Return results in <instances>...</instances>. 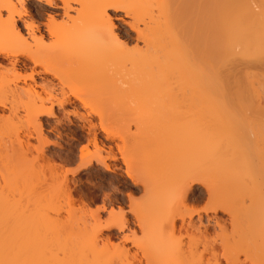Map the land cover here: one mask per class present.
<instances>
[{
	"label": "bare ground",
	"instance_id": "bare-ground-1",
	"mask_svg": "<svg viewBox=\"0 0 264 264\" xmlns=\"http://www.w3.org/2000/svg\"><path fill=\"white\" fill-rule=\"evenodd\" d=\"M26 1L29 3L32 0H0V121L5 117H16L23 110L27 119L26 135L30 134L27 136L29 139L19 140L18 145L12 148L13 155L20 162L27 163L28 157L33 154L30 138L39 142L41 145L35 150L37 153L34 161L45 166L52 178L50 182H47V178L46 183L43 181L48 187L46 191L60 193L65 205L73 211H85L90 207L84 200L76 207L79 199L72 193L68 174L75 175L98 164L104 173L121 175V166L116 164L121 161L125 166L122 173L129 180L124 183L130 191L127 194L129 201L134 202V194L142 192V202L139 203L136 199V209L129 213L136 216V224L143 231V237L138 246L127 234L121 237L122 240L119 239L121 243H112L113 240L110 243L111 239L118 237L112 234L109 239H104L103 251L114 248L125 259L131 255V247H135L143 253L147 264H264V202L259 199L264 190V170L256 163L257 155L239 152L231 147L228 151L221 152L214 162L202 157L203 137L202 147L198 151L200 153L195 156L191 150H185L189 146L186 147V140L177 131L171 133L169 130V135L161 140V146H155L150 127L149 132L147 131L150 136L147 129L141 133L144 136H137L140 141L148 136L147 140L153 146L139 144L137 147L140 153L135 147L138 158L142 161L140 168L135 170L128 165L121 146L116 144L115 147L118 157L110 143L106 142L117 138L118 133L106 127L102 118L104 116L92 101L90 103L89 98L79 93L74 83L78 79L85 83V80L107 78L103 91L108 99L121 96L127 86L133 91L141 89L138 92L148 96L144 100H152L151 105L157 106L154 110L160 107L162 109V105L176 99L196 100L201 107L203 100H227L229 95L241 99L253 96L256 100L264 101V83L261 85L264 81V0H38L48 7L61 8L64 21L60 22L57 19L59 14L49 10L44 22L32 18L22 26L18 20L30 12ZM109 10L122 11L130 17L133 20L130 26L137 37L121 38ZM69 11H73L76 16L69 14ZM41 25H44V30ZM130 42L134 43L131 48ZM106 48H111L113 55L104 63L93 61L96 65L92 66L93 56ZM221 52L223 55H220ZM219 55L222 59L226 56L224 62H228L223 63V69L217 65L221 61ZM17 56H24L27 62L33 64L32 67L28 68V64ZM216 57L218 62L214 59ZM36 67H41L43 72L50 74L57 82L55 85L45 84L48 96L36 89L34 74L39 73L34 69ZM182 68L187 69L183 70L184 73L187 72L184 77L181 74ZM174 72H179L178 78L183 81L175 80V84H172L168 77ZM25 80L34 81V85ZM112 80H117L115 83L120 87L112 88ZM226 80L256 81V84L247 83L253 87L248 85L245 92L243 89L241 92V88L230 92L224 82ZM20 81L23 83L19 84ZM89 84L94 83H85L89 86L88 90H92ZM173 86L181 91L175 90L176 94L172 93ZM157 91L161 93L158 94ZM177 94L180 97L177 98ZM228 98L231 100V97ZM67 106L73 109L69 110ZM140 106L139 109L142 110L143 104ZM70 116L77 118L82 123L81 127L87 130V143L78 153L74 144H70L66 148V157L53 153L48 155L46 146L56 142L49 140L51 130L47 128L49 123L43 117H60L51 128L60 136L62 126L69 128L75 125ZM87 116L101 120L95 123ZM198 123L201 120L189 125L195 127ZM142 128L139 126V129ZM45 131L48 132L47 135ZM179 138L182 139L179 140L182 145L174 142ZM261 156L262 159L257 158V161L262 160L264 167V151ZM76 161L79 162L77 167L66 171L56 182V187L52 172L61 167L62 163ZM195 185L202 187V200H206L202 216L201 211H183L189 195L192 198L194 194ZM107 197L112 205L122 203L116 198ZM117 208L109 211L110 217L106 219V225L94 233V259L87 264L111 263L105 259H95L99 248V234L103 230L116 229L122 232L130 229L123 206ZM105 209L103 204L92 210L93 218L100 225V211ZM90 211L88 210L89 213ZM219 212L226 214L227 219L219 216ZM192 215H197L202 220V227L190 222ZM177 220L181 222L180 226L176 225ZM177 231H180L181 236H176ZM183 236L196 245L185 244ZM6 239L3 238L4 242ZM4 242H0V264H10L11 244ZM127 243L131 247H127ZM219 253H222L221 256ZM81 254L84 257V250L79 251V255ZM73 258L68 259V262L62 258L65 263L62 260L60 262L85 264Z\"/></svg>",
	"mask_w": 264,
	"mask_h": 264
},
{
	"label": "rangeland",
	"instance_id": "rangeland-1",
	"mask_svg": "<svg viewBox=\"0 0 264 264\" xmlns=\"http://www.w3.org/2000/svg\"><path fill=\"white\" fill-rule=\"evenodd\" d=\"M25 4L28 8V11L30 12L29 15H25L23 17L24 19L18 20V23L20 25H23L26 20H31L33 18H30L31 14L34 15V17H36L38 20V18H40L38 16L39 13H48L49 10L55 11L59 14V16H57L58 18H56L60 22L64 21L63 11L59 7L51 8L48 7V5H46L43 1L38 0H32L29 3L28 1H26ZM109 12L114 17L113 21L117 26L116 31L121 36V38L125 39L127 37H137L136 32L132 29V26H130L131 24H133V20L130 17H127L122 11L114 12L112 10H109ZM3 13L5 14V12ZM69 14L76 16L73 11H69ZM38 21L40 22V20ZM41 27L43 30L45 29L44 25H41ZM51 41L53 43V40ZM133 44V42H130L129 47L131 48L132 46H134ZM97 55L93 56L92 58V66L96 65L94 62L98 64L102 62L104 63V61L107 60L109 56L113 55V51L111 48H106L104 49V51L102 50V52ZM220 55H223L222 52ZM220 55L218 58H221V61H219V64L217 63V65L220 66L221 69L222 67L224 68L223 63L227 64L228 62H224V58L226 61V56H224L222 59ZM17 58L22 61L24 60L28 64V68L32 67L33 64L27 62L24 56H17ZM214 59H217V57ZM216 62H218V59ZM34 69L39 71V73L34 74L35 83L37 84L36 89L40 91L44 96H48L46 93V89L44 88L45 84L51 83L55 85L57 82L52 78L50 74L43 72L41 67H36ZM181 70V74L183 73L184 77L185 73H187V69L182 68ZM183 70H186L185 73ZM177 73L174 72V74H170L172 76L169 75L170 77H168V80H170L172 84H175L173 83V81L175 80L183 81L181 78H178L179 74ZM175 74L177 76H175ZM105 79L85 80L87 83L89 81H92L94 83L92 85L89 84L92 90H88L89 86H87L88 84L85 85L86 82L82 83L84 82L83 80L79 81L80 79H78L74 83H76L75 87L79 91V93L84 97L89 98L90 103L92 101L94 107L96 106L101 115L104 116L102 118L106 127L118 133L117 138L113 139L112 141L107 140L106 142L110 143L115 152L117 151V148H115L116 144L124 149L123 155L127 157V163L128 165L130 164L129 166L131 168L138 170L140 168V165L142 164V161H140V157L138 158L139 154L137 153V151L139 153L140 151L138 150L137 146L139 144L142 145L143 143H147L146 146L152 145V143L147 140L148 136H150V134H148V129L151 127L152 129L150 131H153L151 133L153 134L151 135L153 136V139L151 137H149V139H152V142L154 140L155 146H161V140L165 139L167 135H169V130L171 133L177 131L179 135L181 134L180 136L183 137V140H186V147L188 145L190 148H185V150H189V152L191 150V153L193 152L195 156L198 153L199 149L202 147L203 137V159H206L207 157V159L214 160L215 162L221 152L228 151L231 147H233L236 148L234 149L236 151L238 150L239 152L241 151L243 153H251L257 155V157H255L256 163H259V165L261 166L260 169L264 170L263 161H257V158L262 159L261 155L262 151H264L263 100H256V98L253 96H247L248 98L246 97L241 99L239 97L236 98V96L234 97L232 95H229L228 97H231V100H229L228 97H226L227 100H203L201 107L199 106L201 105L199 102H196V100L189 101V99H187L188 97H186L187 100L176 99V101L173 102L172 100H170V102L165 101L167 103H165V105H162V109L160 107L161 105H158V107H160V110H154L156 105H151L152 100H144L145 97H148L146 96V93H139L138 91H141V89L138 91H133L130 88L128 89V86L126 87V85V88H124V86L121 87L124 88L121 96L119 95L118 98H115V96L113 95L114 98H111L110 95V98L108 99L107 95L104 94L105 92L103 91V89L105 88L103 87L104 84L106 86V83H104V81H107V78ZM185 79L186 78H184V80ZM25 81L30 85H34V81L32 80ZM116 81L117 80H112V88L114 87V89H116L115 86H119L115 83ZM224 82L227 84V88L230 90V92H233L236 89L237 91H239L238 88H241L240 91L242 89L244 91L247 90L246 87L249 88V86L251 87L252 85L256 84V81L226 80ZM250 82L252 85L247 84ZM259 82L257 83L259 84ZM22 83L23 81L19 82V84ZM263 83L264 81L261 82V85ZM136 86L134 87L136 88ZM174 88L175 87L173 86V89ZM175 90L176 89L172 90V93H174ZM179 91H181V89ZM179 91L176 90V92ZM183 92H185V90ZM157 93L160 94L161 91H157ZM105 95L107 98L105 97ZM178 96L180 97V94H177V98ZM139 99L142 101V103ZM161 102L163 103V100ZM142 104L143 108H141L142 110H140L139 108ZM151 107L154 108L152 109ZM56 108L57 107H55V109ZM66 108L71 110L70 108L72 107L67 106ZM81 110L84 112V109ZM17 116L10 117L8 119L6 117L4 119L1 118L2 122L0 121V242H4L3 238L6 239L7 237L9 242H7L6 239V242L4 243H9L8 245L11 244L13 246L12 249V246L10 245L11 248L9 249V258L11 257L10 259L12 260L10 261V264H61L60 261L62 260V258L65 259L66 262H68L67 260L71 257L73 258V256H75L74 258H76V260H80L85 264L91 263L94 259V250L92 249L94 233H96L106 225V219L110 217L109 211L111 209L117 210L118 206H123L125 216L129 220L130 229H125V231L123 230V233L120 231L118 232L116 229L103 230L99 234V239L97 242L99 248L97 250L95 259H105V261L111 262L108 264H147V259L144 258L143 253H141L139 249L131 247V244L129 243L125 244L127 247H131V255L129 256V258L123 259V257H121V255H119L117 251H115L114 248L111 247L110 250L107 249L109 251H103V246L105 243L104 239H109L112 234L115 237L118 236V240L115 238L111 239L110 243L112 240V243H121L119 239L122 240L121 237H124V235L127 234L126 236L129 235L128 237H132L131 239L135 241V244L138 246L141 244V239L143 237V231L136 224V216L129 213L132 210L136 209V203L134 204L136 199L137 202H142V192H140V194H134V202L129 201L127 194L130 193V191L124 186L126 180L128 182L129 180L122 173V171L125 170V166L121 163V161L119 160V162L116 163L117 165L121 166V172L119 171L121 175L117 173H104L103 170H101V166L98 164H95L93 167H91V169L82 170L75 175L68 174L69 185L72 188V193L76 199H79L76 201V207L77 205H81L80 203L82 200L87 201V203L89 204L88 207H90L88 208V210H91V213L88 212L87 208L85 209V211L87 210L86 213L84 210H70V208L65 205L66 203L64 202V198L60 193L49 192L50 190L46 191L48 190V187L45 186L46 184H44L43 181L46 183L45 178H47V182H50V179L52 178L50 176L51 174H49L45 166L34 161L35 155L37 153L35 150L41 145L39 144V142H37L34 138H30L33 154L28 157L27 163L20 162L13 155L11 151L12 148L18 145L19 140L23 141L25 138L27 140V136L30 135L29 133L28 135H26L27 131L25 130L27 119L23 110L19 111ZM70 117L75 121V125L69 128L62 126L59 132H61V135H63V137L61 135H57L58 133L55 132V130L51 129L52 126H55L56 120L60 119V117H43V120H47V122L49 123L47 125V128L51 130L49 134L47 131H45V134L49 135V140L51 142H56V144H51L49 147L46 146V152L48 151V155H51L53 153L61 157H66L68 154V150L66 148L70 144H74L75 149L78 153L81 147L87 143V130L81 127L82 123L78 121L77 118H75L74 116ZM87 118L95 123H98V121L101 120V118L99 119L98 117L94 116L93 118L87 116ZM200 120L201 123H198L199 125L190 127L189 124H193L196 121L199 122ZM162 122L164 124H162ZM172 123L176 124H173V126ZM187 123L189 126L185 125ZM169 124L172 126H170ZM147 125H149V127H147ZM139 126L140 128H143L139 129ZM143 130H146V132L148 131V136L147 139L142 137L143 139L141 138L142 140L140 141V138L138 139L137 136L143 133ZM196 130H198L199 132H197ZM178 133H176V135H178ZM131 135L134 137H132ZM60 137H62L63 139ZM99 137L102 138L100 134ZM77 138L81 140L78 141L76 140ZM180 139L181 138H179L177 142H174L176 144L181 143L182 145V141H179ZM91 150L93 151V148H91ZM117 155L119 157L118 153ZM57 162L59 161L57 160ZM78 163V161L65 164L62 163L61 167L52 172L55 174H53V176L55 179L54 184L56 187L58 186L56 182H58L63 177L66 171L76 168ZM55 164L57 165L58 163ZM95 187L99 189L103 188L106 191L103 194V197L99 196V198L96 199L91 198L90 190L94 189ZM194 187L195 190L193 192L194 194H192V198H190L189 195V199L186 201L187 203L185 202V209L183 210L182 206L181 210L188 213L192 211H201L200 216H202V208L206 206V200H202V187L198 185H195ZM119 192H125V199L122 201V203H116L117 205H112V203H110L111 201L107 199V196L113 198V196H115ZM259 199L260 201L264 202V190L263 192H261V196L259 197ZM139 203H137V205ZM103 204L105 205L106 209L105 211H100V225L99 222L97 223L96 219L93 218L92 212L97 209V206L99 207ZM85 214H88L89 216ZM218 215L222 216L224 219H227L226 214L219 212ZM190 222L194 226L202 227V220H200L197 215H192ZM176 225L180 226L181 222L177 220ZM209 229L212 228L210 227ZM131 231L134 233H132ZM179 235L180 231H177L176 236ZM182 235H184V232ZM47 237H49V239ZM189 240L191 239H187L186 236H183V241L185 244H191L192 242L190 243ZM46 242H49V244ZM194 245L196 244L193 242L191 246ZM15 246H17V249ZM83 247L86 248L84 249ZM82 250H84L85 253L84 257L82 256V254L79 255V251ZM219 254L221 256L222 253ZM58 258H60L59 261H57ZM46 261H48L49 263ZM65 261L62 260V262L64 263Z\"/></svg>",
	"mask_w": 264,
	"mask_h": 264
},
{
	"label": "flooded vegetation",
	"instance_id": "flooded-vegetation-1",
	"mask_svg": "<svg viewBox=\"0 0 264 264\" xmlns=\"http://www.w3.org/2000/svg\"><path fill=\"white\" fill-rule=\"evenodd\" d=\"M38 16L40 18H38V20H40V22H44L45 19L47 18V13H39ZM36 18L34 17V15L31 14L30 18ZM24 19V18H23ZM37 19V18H36ZM23 24V23H22ZM23 26V25H22ZM106 191L102 188V189H99L97 187H95L94 189H91L90 190V193H91V198L93 199H96V198H99L100 197H103V194L105 193ZM122 194V195H121ZM121 195V196H119ZM124 196V198H123ZM125 192H121L120 194H116L115 196H113V198H116L118 199L119 201H123L125 199ZM101 199V198H100ZM103 199V198H102Z\"/></svg>",
	"mask_w": 264,
	"mask_h": 264
}]
</instances>
